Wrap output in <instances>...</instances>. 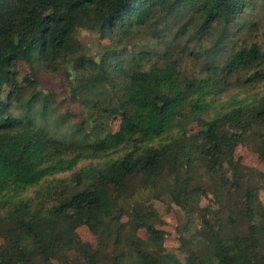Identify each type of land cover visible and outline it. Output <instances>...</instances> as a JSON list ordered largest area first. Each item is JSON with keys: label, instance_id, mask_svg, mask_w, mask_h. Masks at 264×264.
Returning <instances> with one entry per match:
<instances>
[{"label": "trees", "instance_id": "1", "mask_svg": "<svg viewBox=\"0 0 264 264\" xmlns=\"http://www.w3.org/2000/svg\"><path fill=\"white\" fill-rule=\"evenodd\" d=\"M251 2L0 0V234L10 240L8 248L0 243V264H55L54 255L70 264H264V172L236 154L247 142L264 161V92L217 110L216 73L189 79L172 62L144 69L138 56L133 67L118 69L108 55L111 33H135L180 10L198 13L200 30L218 27L221 42ZM78 27L111 38L99 60L83 51ZM64 55L80 75V93L116 86V99L90 100L95 111L119 118L116 131L102 120L91 127L83 120L52 139L35 124L32 107L45 109L48 98L35 90L36 72L20 75L17 64L47 66ZM263 64L264 53L251 45L218 70ZM263 79L259 71L243 84ZM188 120L198 128L188 131ZM141 189L165 194L187 212L176 247L167 248L166 231L151 222L156 210L148 198L134 197ZM209 192L218 194L216 206L200 203ZM83 226L96 244L81 239ZM140 228L145 238H138Z\"/></svg>", "mask_w": 264, "mask_h": 264}, {"label": "rangeland", "instance_id": "2", "mask_svg": "<svg viewBox=\"0 0 264 264\" xmlns=\"http://www.w3.org/2000/svg\"><path fill=\"white\" fill-rule=\"evenodd\" d=\"M238 20V29L233 28L230 38L221 42H216L218 27L214 26L209 33L200 30L198 27L199 14L191 10H180L168 19H160L155 25L152 22L135 33L126 35L119 31L116 34L111 33L113 43L110 42L111 38L105 39L100 33L84 27H78L75 36L78 43L82 45L83 51L96 60H99L104 52L102 44L111 43L114 52L109 50L108 55L113 54V61L116 64L113 68L133 67L136 59L134 56H138V61L144 69L172 62L180 70L182 76L189 79H204L216 73L215 76L218 77L216 88L220 94L214 96L216 98L214 104L219 110L227 107L234 98L253 100L252 98L264 92V79L243 84V80L253 78L259 71L263 72L264 64L252 68H240L232 73L218 70L226 64L234 52L242 47L257 45L260 52L264 53V0L251 2ZM211 65L215 70H209ZM17 70L20 75L36 72L39 77L35 90L40 92L41 96L48 98V105L42 109L39 103H35L31 114L35 119V124L42 127L50 138L61 139L77 128L83 120L90 127L94 121L102 120L108 124L111 131L117 130L118 117L110 116L108 109L97 112L90 106V100L116 99L118 91L112 82L101 84L99 93H88L87 95L80 93L77 89L80 75L75 74L77 68L71 70V61L66 55L47 66L38 64L30 66L25 62H19ZM113 75L115 78L121 76L117 69L114 70ZM113 105H106V107ZM13 111L18 114L24 113L23 110L17 108ZM98 114L101 119H97ZM197 128L196 122L187 121L188 131H194ZM236 154L241 156V162L244 165L264 172V161L259 157L254 144L241 143L237 147ZM89 162H95V160L80 161L75 169ZM71 172L61 173L58 176H69ZM153 194L148 189H141L134 197L148 198L147 200L151 202L156 210V216L151 222L166 231L165 246L172 249L178 245V231L188 220L187 212L170 201L165 194L159 198L154 197ZM259 197L264 205V189H260ZM218 200L216 192H209L207 196L201 197L200 203L216 206ZM222 221L224 222L225 218H222ZM77 232L83 241L96 244L94 235L86 227H79ZM146 236V229L140 228L138 238L142 239ZM0 243L9 247L10 240L6 233L0 234ZM73 256V252L69 253L71 261L74 260ZM53 261L55 264H70L56 255L53 256Z\"/></svg>", "mask_w": 264, "mask_h": 264}]
</instances>
